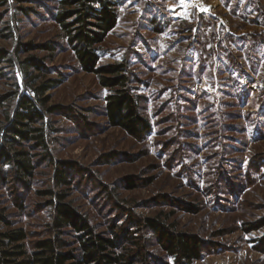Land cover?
Wrapping results in <instances>:
<instances>
[{
    "label": "rangeland",
    "instance_id": "obj_1",
    "mask_svg": "<svg viewBox=\"0 0 264 264\" xmlns=\"http://www.w3.org/2000/svg\"><path fill=\"white\" fill-rule=\"evenodd\" d=\"M178 1L118 0L117 23L98 45L99 66H126L127 92L150 125L142 137L110 123L116 89L80 66L55 20L61 0L0 3V123L16 90L32 83L8 59L40 60L36 84L58 81L45 93L56 106L52 155L80 169L55 190L118 241L116 252L133 264L172 262L144 226L154 218L197 239L200 256L189 264H264V0H203L210 9L200 1L189 15L170 10ZM31 152V183L0 185V210L36 240L52 233L41 192L54 187L44 153ZM62 229L63 249H75V231Z\"/></svg>",
    "mask_w": 264,
    "mask_h": 264
},
{
    "label": "trees",
    "instance_id": "obj_2",
    "mask_svg": "<svg viewBox=\"0 0 264 264\" xmlns=\"http://www.w3.org/2000/svg\"><path fill=\"white\" fill-rule=\"evenodd\" d=\"M61 1L66 9L59 11L55 20L80 66L96 74L104 87L116 89L107 97L105 106L110 123L131 136H144L150 131V125L138 110L135 96L127 92L126 66L123 63L98 65V45L117 23L118 0ZM6 2L0 0V3ZM155 31L161 30L156 27ZM43 48L54 50L55 46L45 44ZM6 57V51L0 49V62ZM8 61L17 65L25 81L29 79L32 83H28L27 90H16L15 103L4 122L0 123V185H7L13 180L28 186L35 169L31 151H42L52 168L54 188L41 192L52 207L51 235L29 240L25 228L11 227L4 211L0 210V224L7 227L3 229L0 226V264H133V258L124 252H116L119 246L116 239L95 232L83 216L69 203L63 202L65 193L55 190L70 183L71 171L80 172L72 164L57 161L49 145V135L54 129L48 115L56 110V106H47L48 96L45 93L58 81L36 84L37 76L33 75L32 69H42L38 59L28 57L19 61L12 57ZM17 203L23 206L19 198ZM144 220V226L157 234L172 259L165 264H189L199 258L196 238L169 231L154 218ZM63 227L75 231L74 243L77 246L73 250L63 249L68 245L63 238ZM126 234L124 240L135 241L130 233Z\"/></svg>",
    "mask_w": 264,
    "mask_h": 264
},
{
    "label": "crops",
    "instance_id": "obj_3",
    "mask_svg": "<svg viewBox=\"0 0 264 264\" xmlns=\"http://www.w3.org/2000/svg\"><path fill=\"white\" fill-rule=\"evenodd\" d=\"M200 1H201V7H203L204 11L208 10V8L210 9V7H208L209 5H204L203 4V0H179L177 3H171V7L170 10H174L175 13L177 14H190L191 13V7L196 6L198 8H200ZM198 5V6H197ZM202 9V8H201ZM173 11V12H174Z\"/></svg>",
    "mask_w": 264,
    "mask_h": 264
}]
</instances>
